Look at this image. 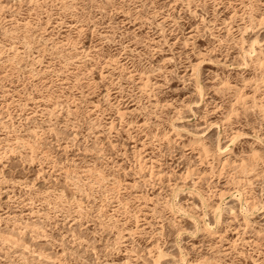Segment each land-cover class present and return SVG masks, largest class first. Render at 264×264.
I'll return each instance as SVG.
<instances>
[{"label": "rangeland", "instance_id": "1", "mask_svg": "<svg viewBox=\"0 0 264 264\" xmlns=\"http://www.w3.org/2000/svg\"><path fill=\"white\" fill-rule=\"evenodd\" d=\"M0 264H264V0H0Z\"/></svg>", "mask_w": 264, "mask_h": 264}, {"label": "bare ground", "instance_id": "2", "mask_svg": "<svg viewBox=\"0 0 264 264\" xmlns=\"http://www.w3.org/2000/svg\"><path fill=\"white\" fill-rule=\"evenodd\" d=\"M252 48V47H251ZM250 57V56H249Z\"/></svg>", "mask_w": 264, "mask_h": 264}]
</instances>
